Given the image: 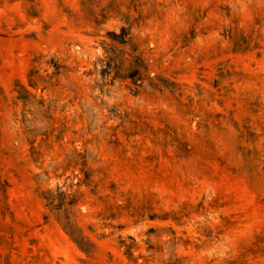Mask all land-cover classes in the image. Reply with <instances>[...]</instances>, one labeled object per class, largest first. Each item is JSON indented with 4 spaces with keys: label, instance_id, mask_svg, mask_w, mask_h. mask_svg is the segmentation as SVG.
I'll return each mask as SVG.
<instances>
[{
    "label": "rangeland",
    "instance_id": "rangeland-1",
    "mask_svg": "<svg viewBox=\"0 0 264 264\" xmlns=\"http://www.w3.org/2000/svg\"><path fill=\"white\" fill-rule=\"evenodd\" d=\"M0 264H264V0H0Z\"/></svg>",
    "mask_w": 264,
    "mask_h": 264
},
{
    "label": "trees",
    "instance_id": "trees-1",
    "mask_svg": "<svg viewBox=\"0 0 264 264\" xmlns=\"http://www.w3.org/2000/svg\"><path fill=\"white\" fill-rule=\"evenodd\" d=\"M130 254V253H129Z\"/></svg>",
    "mask_w": 264,
    "mask_h": 264
}]
</instances>
